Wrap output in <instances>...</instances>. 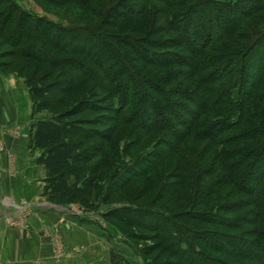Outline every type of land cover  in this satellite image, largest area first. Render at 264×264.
<instances>
[{"label":"rangeland","instance_id":"1","mask_svg":"<svg viewBox=\"0 0 264 264\" xmlns=\"http://www.w3.org/2000/svg\"><path fill=\"white\" fill-rule=\"evenodd\" d=\"M217 1L225 34L208 36L203 59L216 63L195 72L188 35L169 21L184 14L188 22L190 8L205 2L196 15L206 25L211 0H0V68L54 86L51 107L40 112L30 90V139L39 121L82 124L74 140L84 169L70 179L79 199H52L43 151L33 146L28 162L14 156L0 175L11 224L36 232L43 264H264V215L237 187L243 174L233 175L264 171V76L250 87L261 65L264 73V42L262 53L244 57L264 34V10L245 13L264 0ZM233 61L231 74L218 70ZM250 89V111L212 140L219 126L210 128L236 121ZM78 107L88 111L66 116ZM146 111L168 129L141 128Z\"/></svg>","mask_w":264,"mask_h":264},{"label":"trees","instance_id":"2","mask_svg":"<svg viewBox=\"0 0 264 264\" xmlns=\"http://www.w3.org/2000/svg\"><path fill=\"white\" fill-rule=\"evenodd\" d=\"M168 1L170 2L171 5H173L171 0H168ZM188 1L189 0H180L178 5L184 6ZM204 4L206 5L207 3L199 2L198 4H195L193 7L190 8V11H189L190 19L188 22H185L184 14L183 15L177 14L179 16L175 15V17L169 21V22L172 21L173 24L175 23L176 26L174 27V29L176 30L177 33L180 34V36L185 37L186 35H188V38L190 39V44H186V45L188 47L189 45H191L193 48L191 49V46H190V50L193 53V64L192 65H193V70L195 72H197L201 67H205V66L211 67L212 65L216 63L214 62L215 60L213 61L211 59H207V60L203 59L204 53L208 50V48H210V44H211V39H209L208 36L215 35L216 37L215 41L219 42L223 39L222 35L225 34L222 32L223 31L222 24H221L222 18H221V13H220V10L224 8L225 6L224 3L219 2L217 0H211L213 10L212 11L210 10L211 11L210 21L207 22L206 25L203 24L204 22L202 18L199 19L200 20L199 21L196 15L197 10L207 7V6H204ZM263 10H264V4L262 5V7L259 5H256L255 9L247 11L245 15H247V18H249L251 15H255L254 14L255 12L263 11ZM41 19L42 18H40V20ZM232 20H233V17H232ZM235 22H237V18L235 19ZM19 28L21 27H19L18 25V29ZM204 28H207L208 35L205 34L204 32L202 33ZM263 40H264V34L260 36L255 43H253L251 48L247 49L244 57L248 56V54L249 56L252 55L255 52V50H257V48L260 49L259 51L261 52V48L263 45H260V44L264 42ZM27 57L31 58L30 55H27ZM177 58L180 59V57H177ZM225 59L227 58L225 57ZM143 60L146 61L145 58ZM181 60H184V59H181ZM259 60L261 61V64H264V57L260 58ZM234 64H235V61H233V63L225 62L222 66L218 68V70L220 69H221L220 71L225 70L227 71L228 74H231L230 67L234 66ZM261 67H263V65L259 67V70ZM259 70L256 71V74H254L256 78L254 77V81L251 83L252 85L250 86L251 88H253L257 84L256 82H258V80L264 76V73L263 72L260 73ZM194 71H192V73ZM220 71L218 73L216 71L214 74V77L216 75L218 76ZM239 75L242 79V81L240 82L241 83L240 90L241 92L242 91L244 92V87H242L243 86L242 82L246 75V69L245 70L241 69ZM222 78H225V77L222 76ZM97 81L99 82V79ZM33 83H34V80L31 83V80L27 79V85L30 88L33 94L34 100H35V112H40V111H43L44 109L50 108L51 105H50V102L47 100L46 96L48 92L54 89V86L51 85L46 88H38ZM99 83L102 84V81L100 80ZM204 89L205 88L201 87L200 90H204ZM130 94H131V88L126 90V96L124 99L127 104L131 96ZM223 96L225 98L226 95H223ZM252 96H253V90L250 89L249 91L245 93L244 97L242 96L241 102H239L238 105H236L237 108L235 109L239 111V117L237 118L236 121L232 122L231 119L230 121L229 119H226L223 122L217 123L213 125V127L210 128L211 130L219 126V129L216 128L217 132L214 135L215 138H213L212 140L217 141L218 137L222 136L226 130L230 131L232 130L233 127L241 123V119L245 115L246 111H250L249 110L250 107L247 105L248 104L247 102L250 100ZM145 101L151 104V101L149 99ZM210 101L214 103V96L210 97ZM263 102H264V97H263ZM120 109L121 108H118V110ZM253 110L254 109L251 108V111ZM81 111H88V108H84V109H80L79 107L74 108L66 116L75 117L79 115ZM141 113L142 112H140V110L139 111L136 110L134 114H132L135 116L134 120L138 121ZM63 119L64 118H59L57 120L51 119L47 121H39L36 125L32 126L31 146H33L34 149H39L43 151V154L39 162L41 165L45 167L47 171V175H48L49 183H50L49 186L51 190V197L56 202H59L65 199L77 200L82 196V193H83L81 189L78 188L77 182L74 184L70 183L71 177H74L78 181L84 169L85 157L78 151L79 142L74 140L76 136H80L78 132L81 131L82 124L77 123V122H72V124H67L63 121ZM139 123H140L141 128L143 129H160V128L168 129L165 127L166 123H162L161 125H159L158 118L153 119V113L151 114V112H148L147 114V111L144 113L143 118ZM168 126H171V124ZM254 130L255 131L251 133L252 136H255L261 129L259 130L258 128H255ZM173 132L179 137L183 136L182 132H178L176 130H173ZM236 163L243 164V162H236ZM237 173H239V175L243 174L242 175L243 178L241 179L240 184H238L237 187L239 189H243V192L245 194H248L252 197V199L254 200L255 209H257V211L259 212V215H264V191L260 190L261 185H262L260 181L264 179V171H257L254 174L253 178L251 175H249L248 170H238L237 168H234L233 175Z\"/></svg>","mask_w":264,"mask_h":264},{"label":"crops","instance_id":"3","mask_svg":"<svg viewBox=\"0 0 264 264\" xmlns=\"http://www.w3.org/2000/svg\"><path fill=\"white\" fill-rule=\"evenodd\" d=\"M30 120V89L18 74L0 68V175L14 156L29 161ZM12 206L13 201H0V264L44 262L46 245L35 231L11 224Z\"/></svg>","mask_w":264,"mask_h":264}]
</instances>
